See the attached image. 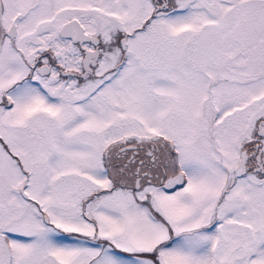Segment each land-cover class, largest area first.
Returning <instances> with one entry per match:
<instances>
[{"label":"snow or ice","instance_id":"snow-or-ice-1","mask_svg":"<svg viewBox=\"0 0 264 264\" xmlns=\"http://www.w3.org/2000/svg\"><path fill=\"white\" fill-rule=\"evenodd\" d=\"M0 264H264V0H0Z\"/></svg>","mask_w":264,"mask_h":264}]
</instances>
